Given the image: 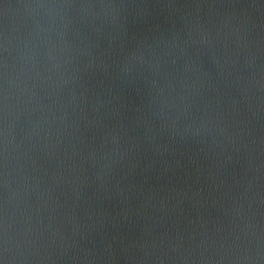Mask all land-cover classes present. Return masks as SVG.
<instances>
[{
	"label": "water",
	"instance_id": "water-1",
	"mask_svg": "<svg viewBox=\"0 0 264 264\" xmlns=\"http://www.w3.org/2000/svg\"><path fill=\"white\" fill-rule=\"evenodd\" d=\"M0 264H264V0H0Z\"/></svg>",
	"mask_w": 264,
	"mask_h": 264
}]
</instances>
